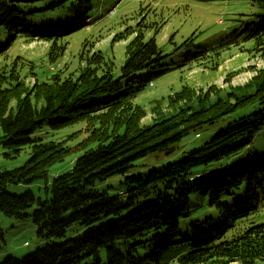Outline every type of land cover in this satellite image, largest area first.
<instances>
[{"label": "trees", "instance_id": "obj_1", "mask_svg": "<svg viewBox=\"0 0 264 264\" xmlns=\"http://www.w3.org/2000/svg\"><path fill=\"white\" fill-rule=\"evenodd\" d=\"M238 1L257 11L223 46L250 43L253 49L264 44V0ZM91 10L92 0H0V28L10 43L52 42L49 59L56 44L58 54L66 50L54 39L86 27ZM162 24L148 27V39L144 30L134 32L120 77L114 78L113 62L101 51L79 54L83 66L74 80L37 84L45 90L40 102L15 94V62L7 76L0 71L6 85L0 83V146L7 157L30 149L21 167L0 172V214L17 221L30 217L36 238L21 256L4 251L0 230V264H264V72L244 89L210 99L182 87L177 100L168 99L170 107L182 103L176 109L153 112L147 126L126 123L131 100L152 86L151 70H168L155 43ZM207 53L200 49L181 66L207 59ZM215 62L210 71H216ZM141 71H149L144 79ZM94 116L88 137L75 147L67 144L71 134L47 142L35 136L43 127L60 131ZM201 130L208 131L205 140L174 160L177 144ZM72 154L67 172L50 178V169ZM112 177L121 178L115 196L108 191L112 182L99 189ZM37 181H43V198L6 191L7 185ZM201 198L215 216L193 215Z\"/></svg>", "mask_w": 264, "mask_h": 264}, {"label": "rangeland", "instance_id": "obj_2", "mask_svg": "<svg viewBox=\"0 0 264 264\" xmlns=\"http://www.w3.org/2000/svg\"><path fill=\"white\" fill-rule=\"evenodd\" d=\"M256 11V6L238 0H92L90 17H87L85 24L87 26L64 38L60 36L54 39L53 42H61L66 50L58 54L60 43L56 44L53 46L50 60L48 52L52 42L16 38L10 43L6 33L0 28V71H4V75L7 76L11 64L15 62L13 69L17 72L18 86L15 94H31L40 102L39 98L45 90L38 88L37 84L45 82L52 86L53 81L57 79L60 81L66 76L67 79L72 76L74 80L77 75L75 72L83 66L79 61V54L83 57L91 51H101L113 62L114 78L120 77V69L125 60V46L134 37V32L144 30L143 35L148 39L153 35L148 27L163 23L155 36V43L161 56H164L161 63L165 65L164 69L168 70H151L152 86H148L132 99L127 108L128 112H125L126 123L130 121L141 127L147 126L154 118L153 112L159 110L168 113L182 105L176 101L170 107L168 101L177 100L175 93L182 87L189 89L198 99H210L214 93L224 94L232 90H241L258 80L264 72V44L253 45V49L250 43L229 49L223 46V42L228 40L227 37H231L232 33H238L248 17L252 16L250 14ZM190 37L193 38L192 43H184ZM200 49L207 50L209 56L207 59L201 56L199 61L188 64L186 68L181 66L189 55ZM217 51L220 55H214ZM213 61H217L216 71H210ZM148 72L141 71L137 74L144 79ZM2 81L0 80L1 85L6 86ZM96 115L101 118L105 114L98 112ZM95 118L94 116L90 120H85L89 121L88 123L80 122L60 131L43 127L35 136L47 142L63 139L71 134V141L67 144L75 147L88 137L90 121ZM207 133V130H201L198 137L190 133L182 139L177 144L174 160L182 158L185 151L200 145ZM7 154L10 153L0 146V172L21 167L29 158L30 149L25 147L11 157H7ZM75 154L80 155L81 150ZM73 155L67 156L61 164L53 166L49 171V177L67 172L75 157ZM239 159L229 158L228 161ZM249 160L250 157L247 156L246 162ZM120 180V177H112L100 185L99 189L106 188L112 182L114 188L108 191L111 196H115L121 188L117 185ZM42 187L43 181H37L30 185H7L6 191L15 195L30 191L35 197L43 198ZM196 205L198 209L193 213L196 218L201 219L207 214L216 215L215 209L208 206L206 198H201ZM0 230L5 240V252H16L17 255L23 256L22 254L36 246L30 217L17 221L0 214ZM169 264L178 262L173 261Z\"/></svg>", "mask_w": 264, "mask_h": 264}]
</instances>
